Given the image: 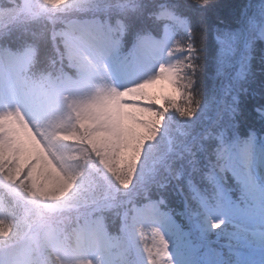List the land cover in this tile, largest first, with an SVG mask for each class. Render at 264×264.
I'll return each instance as SVG.
<instances>
[{
  "label": "snow or ice",
  "instance_id": "1",
  "mask_svg": "<svg viewBox=\"0 0 264 264\" xmlns=\"http://www.w3.org/2000/svg\"><path fill=\"white\" fill-rule=\"evenodd\" d=\"M172 7L183 9L176 15L186 28L203 26L196 52L200 59L207 50L210 93L201 119L184 128V148L157 194L106 238L119 253L109 264H264V0ZM162 28L117 71L134 78L179 34L173 24ZM99 40L111 43L103 31Z\"/></svg>",
  "mask_w": 264,
  "mask_h": 264
},
{
  "label": "rangeland",
  "instance_id": "2",
  "mask_svg": "<svg viewBox=\"0 0 264 264\" xmlns=\"http://www.w3.org/2000/svg\"><path fill=\"white\" fill-rule=\"evenodd\" d=\"M45 1L53 8L64 9L82 5L87 0ZM33 2L24 0L27 6ZM158 17L171 21L187 34V28L165 9ZM66 25L74 36L72 43L77 49L92 55L96 70L91 75L95 78L84 74L79 81L60 84L50 96L45 87L33 81L26 72L28 54L17 58L9 56L8 52H0V138L8 148L5 151L0 146V171H11L10 177L17 184L29 181L36 186L33 190L28 184L32 191L36 189L47 204L54 205L71 202L80 189L88 198L93 197L95 190L90 184L85 185L93 176L84 178L81 185L78 180L72 185L64 172L60 137L52 129L58 121L77 123L74 133L64 137L70 144L83 149L82 160L84 165L88 162V169L99 171L96 178L103 183L101 192L107 191L105 184L109 182L127 188L152 169L154 162L150 158L154 141L159 145L156 157L181 143L176 138L181 132L170 125L171 120L150 115L154 112L146 107L151 98L157 107H162L164 97L177 98L173 91L176 62L165 52L166 44L156 49L155 58L142 65L134 78H128L117 71L118 65L133 60L136 50L150 38L140 41L130 54H122L118 50L115 28L107 22L72 18ZM101 31L111 37L110 44L100 42ZM191 56L192 53L188 54L187 59ZM161 144L166 147L164 151L160 149ZM87 153L97 164H90ZM42 233L43 244L57 253L63 264H109L119 254L115 247L109 248L106 238L110 234L100 217L81 220L74 237L73 252L66 249L72 247L70 244L60 248L54 233L47 229ZM2 264H27V261L18 255L9 257Z\"/></svg>",
  "mask_w": 264,
  "mask_h": 264
},
{
  "label": "trees",
  "instance_id": "3",
  "mask_svg": "<svg viewBox=\"0 0 264 264\" xmlns=\"http://www.w3.org/2000/svg\"><path fill=\"white\" fill-rule=\"evenodd\" d=\"M219 2L221 0H195V3L203 5ZM193 3L194 0H104V3H100V0H87L82 5L57 9L45 0H34L29 6L24 0H0V16H2L0 17V51L8 52L9 55L17 58L28 54L26 72L52 96L56 91L55 82L79 81L84 74L93 77L91 74L96 70L92 55L87 51L84 53L78 50L72 43L74 36L65 26L66 21L72 18H95L107 22L115 28L119 51L122 54H130L131 49L140 39L151 36L162 37V26L165 23L173 24L155 16L160 9L165 7L176 15V12H181L183 9L177 8L174 12L172 6ZM177 31L179 34L167 43V50L175 57L177 64L176 82L173 85L177 98H172V95L164 97L162 107H157L151 98L146 107L155 113V117L168 118L171 120L170 125L180 130L181 133L176 136L181 142L178 147L173 150L168 149L167 152L156 157L159 145L154 141L152 158H150V161L154 162L152 169L147 170L143 177L127 188L116 187L110 182L104 183L107 185V191L111 190L104 195L107 191H100L103 183L96 178L99 171L88 169V162L83 164V149L79 145L74 146V143H71V146L68 138L64 137L71 132L74 133L77 123L74 122L75 125H72L64 120L58 121L52 129L56 136L60 137L63 170L69 176L72 185H76L75 180L81 185L84 178L93 176L92 180L88 179L89 183L85 182L86 186L90 184L95 189L93 197L89 199L80 189L77 194L81 193L83 197H78L76 194L71 202L47 204L35 192L36 189L32 191L36 186L29 181L23 182V185L17 184L10 177L11 171L6 172L4 169L0 171V264L8 256L18 255L24 257L27 264H63L58 254L50 251L43 244L42 232L45 229L57 236L60 248L68 244L74 248V237L77 235L81 220L100 217L109 234H118L126 218L133 213L134 207L144 203L147 196L157 194L158 183L165 179L184 148L186 141L183 135L184 128L196 124L201 119L203 103L208 99L212 83L209 79L207 50L205 49V52L200 54L201 58L197 59L196 49L201 46L200 35L203 26L197 28L193 23L192 27L188 28L190 36L179 27ZM190 53L193 56L187 59ZM181 108L193 110L192 117L181 116L179 111ZM63 129L68 130L63 131ZM215 131L210 127L205 134L209 146L213 143L211 137L214 136ZM76 143L82 146V143ZM0 146L3 150L8 149L1 138ZM165 148V145L160 146L161 151ZM90 153L94 155L91 150ZM79 154H81L79 157L75 156ZM87 157L90 161L91 157L88 153ZM93 161L91 160L90 164H97ZM152 173L154 176H151ZM28 184L32 188H29ZM255 258H259L258 253Z\"/></svg>",
  "mask_w": 264,
  "mask_h": 264
},
{
  "label": "bare ground",
  "instance_id": "4",
  "mask_svg": "<svg viewBox=\"0 0 264 264\" xmlns=\"http://www.w3.org/2000/svg\"><path fill=\"white\" fill-rule=\"evenodd\" d=\"M169 77L171 78V71L167 70Z\"/></svg>",
  "mask_w": 264,
  "mask_h": 264
}]
</instances>
